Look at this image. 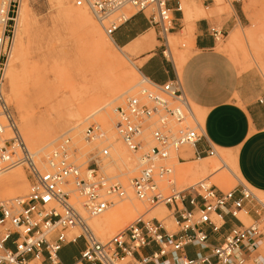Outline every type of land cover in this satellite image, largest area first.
Listing matches in <instances>:
<instances>
[{"label": "built area", "instance_id": "2783aa9c", "mask_svg": "<svg viewBox=\"0 0 264 264\" xmlns=\"http://www.w3.org/2000/svg\"><path fill=\"white\" fill-rule=\"evenodd\" d=\"M174 3V9L168 5ZM182 0H70L86 9L105 35L113 32L132 9L156 28L169 49L175 29L173 12L182 13ZM210 5L214 0H196ZM233 2L240 0H232ZM21 0H0V173L13 164L25 166L28 193L0 204V264H65L60 252L82 242L74 264H264L259 257L264 238V201L242 183L223 191L203 179L178 189L172 154L184 164L216 158L215 149L187 154L204 138L203 124L175 77L162 85L143 77L148 88L128 97L115 109L114 131L126 149L137 155L138 174L129 182L133 197L147 211L164 206L175 227L169 231L157 217L140 215L106 240L97 237L89 221L104 214L114 201L127 198L125 186L102 171L110 160L105 132L98 124L86 127L83 139L103 146L87 160L83 172L73 161L69 138L38 163L26 147L4 94V71L13 44ZM218 41L223 34L211 29ZM169 52V51H168ZM42 166V167H41ZM80 205V208L77 205ZM250 217L245 225L239 215ZM228 219L234 221L229 225Z\"/></svg>", "mask_w": 264, "mask_h": 264}, {"label": "rangeland", "instance_id": "374dc122", "mask_svg": "<svg viewBox=\"0 0 264 264\" xmlns=\"http://www.w3.org/2000/svg\"><path fill=\"white\" fill-rule=\"evenodd\" d=\"M181 6L184 16L183 22L186 25L185 30L177 36H168L170 52L175 58L176 67L179 71L182 62L190 54L192 31L189 28V23L198 20L196 15L188 17L187 13H189V9L197 11L203 8V5L196 0H182ZM71 10L75 11L76 9L71 5L70 0H64L62 3H58L57 0H21L19 11L24 13L25 24H23L21 31L20 24L15 26L11 60L7 74L4 76L6 102L13 113L26 147L35 155V160L38 163H43L45 155L54 151L64 139L69 138L72 149L75 151L73 161L84 172L87 167V160L105 145H99L97 142H86L83 139V132L89 125H100L105 132L106 144H108L110 152L109 162L104 163L102 166L103 172L108 176L116 177L126 187L128 182L138 174V160L137 155L130 153L118 137L113 134L116 122L113 110L123 106L128 97L137 95L142 88H148V85L143 81L139 72L140 65L131 59L125 50L115 46L90 13L88 15L99 32L100 38L95 37L96 33H93V35L87 34L88 31L81 28L69 15ZM203 10L206 15L201 11L202 16L199 17L209 21L236 19V26L232 32H238L241 41L237 44L234 43L235 45L230 43V31L216 42V50L226 55L239 73H255L264 84V0H240L236 2L232 0H214L211 8ZM125 13L129 17L134 11L127 9ZM217 29H220L219 25H217ZM103 39H109L106 42L110 41L107 42L106 47L104 45L102 47ZM17 49H19V52ZM179 55L180 58L178 59ZM16 56L19 57L16 58ZM116 56L117 58H115ZM178 61L180 63L177 64ZM9 70H11L10 76L8 74ZM133 74L136 78L133 77ZM17 79L19 81H16ZM132 81L133 85L130 84ZM11 85L16 89V96L10 92ZM117 89H121V92L115 97L113 91ZM191 106L196 117H198L197 106L192 103ZM49 135L54 141L45 149L43 148L44 150H40L41 146L36 141ZM112 146L117 149L118 153H114ZM188 151H190V148L184 147L180 154ZM217 153L228 164V167L234 173L233 176L224 169L218 170L220 163L216 158L194 161V163L188 162L180 166L177 164L176 154H172L169 165L174 170L177 188L183 189L205 178H208L211 184L223 188L221 189L223 191L233 189L238 183L243 182L242 184H244L245 182L239 172L232 169L230 164L233 160L232 154L226 152V155L225 152L220 150H217ZM227 156H229V159ZM116 162L117 164H115ZM202 166L206 169V172L201 177L193 178L191 171L195 167L197 169L202 168ZM18 169L28 179L26 167L19 166ZM215 170L214 175L222 177L227 175L229 177L223 182V186L218 184L214 179V175L211 174ZM7 173L9 171L2 173L0 178H4ZM236 178L239 180H236ZM26 186V191L19 196L3 197L0 194V204L9 203L17 197L26 195L29 182ZM250 191L264 201V193L253 188ZM125 203L130 204L131 202L117 205H124ZM135 204L139 208V213L135 215L133 221L140 215L150 219L154 217L153 213L156 210L163 209L164 215L171 221V227L167 229L169 231L176 230L168 211L163 208L164 206H158L147 211L145 205L141 203L139 205L136 202ZM117 205L113 204L103 217H107L108 213L117 211ZM120 217L124 221V215L121 214ZM239 219L245 225L250 222V217L244 214H240ZM123 221L112 224L113 233L110 236H102L99 231L91 227L99 239L106 240L133 222L130 221L124 224ZM162 224L166 226L167 222L163 220ZM82 246V242L79 240L65 251L60 252L61 260L63 262L71 261L72 258L77 256ZM259 257L264 261V243L259 251Z\"/></svg>", "mask_w": 264, "mask_h": 264}, {"label": "crops", "instance_id": "0c3cea01", "mask_svg": "<svg viewBox=\"0 0 264 264\" xmlns=\"http://www.w3.org/2000/svg\"><path fill=\"white\" fill-rule=\"evenodd\" d=\"M168 5L174 9L173 2L169 1ZM212 5H203L197 11L205 13L203 9ZM192 11L196 12L189 9L187 16H192ZM173 17L175 29L170 36H177L186 27L183 12H173ZM197 19L189 23L192 31L190 54L182 62L180 71L165 55L171 52L158 39L156 28L140 13L131 14L113 32L111 39L140 65V74L150 82L162 85L177 77L190 103L205 112L204 138L187 154L204 152L209 147L230 152L244 182L264 193V84L255 73H239L233 62L216 50L217 41L211 29L219 25L221 34H228L236 26L235 18L227 21ZM194 161L196 159L189 163ZM234 223L228 219L229 225Z\"/></svg>", "mask_w": 264, "mask_h": 264}, {"label": "bare ground", "instance_id": "6f19581e", "mask_svg": "<svg viewBox=\"0 0 264 264\" xmlns=\"http://www.w3.org/2000/svg\"><path fill=\"white\" fill-rule=\"evenodd\" d=\"M58 1V3H62V1H64V0H57ZM67 1V0H66ZM64 4V3H63ZM68 4V3H67ZM60 5V4H59ZM62 5V4H61ZM69 6V5H68ZM68 8V7H67ZM75 8V7H74ZM61 9H63L62 7H61ZM70 9V8H69ZM76 10L75 11H73V10H71L70 12H69V15L73 18V20L74 21H76L80 26H81V28H84L85 29V31L87 30L88 32H87V34H92L93 35V33H96L95 34V37L97 36V38H100L101 36L99 35V32L97 31V29H96V27L93 25V21L91 20V18H90V16L88 15L89 14V12L86 10V9H83V8H75ZM66 10V9H65ZM194 10V9H193ZM196 10V9H195ZM25 11V10H24ZM194 13H196V16H197V18L199 17V16H202L201 15V11H196V12H194ZM193 13V11H192V15L194 14ZM65 15V14H64ZM20 16V17H19ZM66 16V15H65ZM195 16V15H194ZM188 17H190V16H188ZM67 18V17H66ZM72 18H70V19H72ZM69 19V18H68ZM19 20V21H18ZM24 21H25V16H24V13H23V11H19L18 10V16H17V18H16V25H18V24H20V31H21V29H22V26H23V24H25L24 23ZM74 21H72V22H74ZM79 26V27H80ZM23 30H24V28H23ZM25 31V30H24ZM100 31V30H99ZM101 35H103V34H101ZM104 37V36H103ZM109 38V37H108ZM111 41H112V39L111 38H109ZM109 39H106V40H109ZM96 40H98V39H96ZM106 40H104L103 39V44H102V47H103V45L105 46L106 44H107V42H110V41H107L106 42ZM94 41V40H93ZM92 41V42H93ZM101 41H102V39H101ZM100 41V42H101ZM239 41H241V37H240V35H239V33L238 32H231L230 33V43H236L237 44V42H239ZM113 42V41H112ZM17 44V43H16ZM94 44V43H93ZM95 45V44H94ZM93 45V46H94ZM99 45V44H98ZM109 45V44H108ZM235 45V44H234ZM18 46V45H17ZM16 46V47H17ZM20 46V45H19ZM113 46V45H112ZM116 46V45H115ZM114 46V47H115ZM106 47V46H105ZM21 48V47H20ZM14 49H15V47H14ZM95 49V48H94ZM102 49V48H101ZM100 49V50H101ZM104 49V48H103ZM16 50V49H15ZM19 49H17V51H18ZM96 51V50H95ZM103 51V50H102ZM19 52V51H18ZM97 52H98V50H97ZM14 53H16V51H14ZM99 53V52H98ZM118 55V54H117ZM120 55V54H119ZM126 55V54H125ZM165 55L169 58V59H172L174 62H175V58L172 56V55H170V53L169 52H166L165 53ZM184 55V54H183ZM93 56H94V54H93ZM121 56V55H120ZM17 57H19V56H16V58ZM107 57V56H106ZM109 57V56H108ZM15 58V59H16ZM110 58V57H109ZM108 58V59H109ZM115 58H117V56L115 57ZM178 59L180 58V55H179V57H177ZM93 59V58H92ZM94 59H96V58H94ZM114 59V58H113ZM10 60H11V52H10V56H9V58H8V62H7V65H6V69H5V71H4V76H6V74H7V69H8V67H9V63H10ZM97 60V59H96ZM13 63V62H12ZM93 63H95L94 61H93ZM115 63V62H114ZM178 63H180L179 61L177 62V64ZM120 64V63H119ZM176 64V63H175ZM22 65V64H21ZM117 65V64H116ZM178 66V65H177ZM11 67V66H10ZM23 70H24V68H22ZM21 69V70H22ZM138 70V69H137ZM133 71V70H132ZM129 73V72H128ZM134 73V72H133ZM9 76L11 75V70H9ZM137 75V74H136ZM128 76V75H127ZM130 77V76H129ZM132 77V76H131ZM133 77H135L134 76V74H133ZM17 78V77H16ZM136 78V77H135ZM134 78V79H135ZM24 79V78H23ZM125 79V78H124ZM16 81H19L18 79L16 80ZM131 81V80H130ZM130 84L131 85H133V81L132 82H130ZM14 86L13 85H11V94H13V95H15L16 96V89L15 88H13ZM114 93V95H115V97H116V95L117 94H120V92H121V89H117V90H115V91H113ZM126 94H128V93H126ZM138 95V94H137ZM123 96V95H122ZM136 96V95H135ZM120 98V97H119ZM107 101V100H106ZM105 101V102H106ZM111 101V100H110ZM108 102H109V100H108ZM107 103V102H106ZM108 105V104H107ZM110 107V106H109ZM197 109H198V111H199V116L197 117L198 118V120L203 124V120H204V116H205V112L203 111V110H201V109H199L198 107H196ZM105 109H107V108H105ZM103 110V109H102ZM114 112H115V110H113ZM100 112V111H99ZM102 116V115H101ZM103 118V117H102ZM81 119V118H80ZM84 119V118H83ZM104 120V119H103ZM79 121H81V120H79ZM75 127H76V125H75ZM81 130V129H80ZM76 132V131H75ZM111 134H112V132H111ZM115 136H116V134H115V131H114V133H113ZM29 135V134H28ZM34 136V135H33ZM35 137V136H34ZM114 137V136H113ZM81 140H82V136H81ZM54 141V139L51 137V135H49V136H46L45 138H43V139H41V140H37L36 141V143L39 145V146H41L40 147V150H42L43 148L45 149V147H47V146H49L52 142ZM99 145H102L103 143L102 142H99L98 143ZM113 147V146H112ZM123 148V147H122ZM43 149V150H44ZM124 149V148H123ZM113 151H114V153H118V151H117V149L116 148H114L113 147V149H112ZM111 151V150H110ZM120 151V150H119ZM220 151H222V152H225V154H226V152H228V151H223V150H220ZM37 153V152H36ZM230 153V152H229ZM122 154V153H121ZM34 155V154H33ZM116 155V154H115ZM123 156H124V154H122ZM227 155V154H226ZM35 156V155H34ZM46 156V155H45ZM115 157H117V156H115ZM229 156H227V158H228ZM118 158V157H117ZM204 159H208V158H201V159H196V161H201V160H204ZM229 159V158H228ZM114 160V159H113ZM231 161V160H230ZM122 163V162H121ZM192 163H194V162H192ZM115 164H117V162L115 163ZM177 164H179V163H177ZM226 164V163H225ZM230 164L232 165V169H234V171H238V169H237V163H236V161H235V159H234V157H233V160H232V162H230ZM180 166H182L183 164H179ZM227 165V167H228V164H226ZM20 166V164H13V165H11V166H9V168H7V170H5L4 172H2V173H6V172H8L9 171V173H7V175H5V177L4 178H0V194L3 196V197H15V196H19L20 194H22L23 192H25L26 191V184L29 182V180L27 179V176L25 175H23L21 172V170L20 169H18V167ZM42 167V166H41ZM127 167V166H126ZM192 167V166H191ZM16 168V169H15ZM118 168H119V166H118ZM190 168V167H189ZM194 168V167H193ZM196 168V167H195ZM193 169L192 171H191V176H193V178L194 177H198V176H200L201 177V175H203L205 172H206V169L202 166V168L201 167H199V168H197V169ZM13 169V170H12ZM120 169V168H119ZM11 170V171H10ZM126 170V169H125ZM190 170V169H189ZM225 170V169H224ZM102 171H103V168H102ZM225 171H227V172H230V174L233 176V174L234 173H232V170L228 167V169H226ZM216 172V170L215 171H213V172H211V174L212 175H214V173ZM2 173H0V175L2 174ZM185 173V172H184ZM190 174V173H189ZM189 176V175H188ZM199 177V178H200ZM229 177L226 175L225 177H222V176H219V175H214V179H215V181L218 183V184H221V186H223V182L226 180V179H228ZM235 178V177H234ZM192 179V178H191ZM206 179V178H205ZM130 180V179H129ZM195 180V179H194ZM203 180V179H202ZM236 180H239L238 178H236ZM130 182V181H129ZM129 182H128V184L126 185V191H127V198L126 199H124V200H120V201H115V203H114V205H117V204H119V203H124V202H131L130 204H124V205H117L118 206V208H117V211H113V212H111V213H108L109 215L107 216V217H103L109 210H107L104 214H102L101 216H99V217H96V218H94V219H91L90 221H89V225H90V227L92 226L93 228H94V230H96V231H99V234L101 233V235L102 236H107V235H111L112 233H113V230H112V224L113 223H115V222H117V221H123V219L120 217L121 216V214H123L124 215V217H125V219H124V221H123V223L125 224V223H127V222H130V221H133V219L135 218V215L136 214H138L139 213V208L137 207V204H135V202L136 203H138L139 205H141L138 201H136L135 199H134V197H133V194H132V192H131V190H130V188H129ZM242 182V181H241ZM243 183V182H242ZM246 186H248L246 183H244ZM216 185V184H215ZM218 188H220L218 185H216ZM249 187V186H248ZM29 188V187H28ZM250 188V187H249ZM220 189H223V188H220ZM251 189V188H250ZM132 201H135V202H132ZM79 208H80V205L78 204L77 205ZM163 207V206H162ZM160 208V207H159ZM163 208H165V207H163ZM166 209V208H165ZM166 211H167V209H166ZM153 216H156L157 217V219L159 220V221H166L167 222V224H165L166 226V228H168V227H171V221L170 220H168L167 218H166V215H164V212H163V209H160V210H156L154 213H153ZM116 224V223H115ZM91 227V228H92ZM117 231V230H116ZM115 233V232H114ZM116 234V233H115ZM114 234V235H115ZM113 236V235H112ZM111 236V237H112ZM262 245H263V241H262ZM262 248V247H261Z\"/></svg>", "mask_w": 264, "mask_h": 264}]
</instances>
